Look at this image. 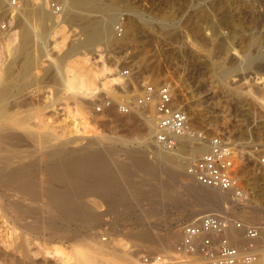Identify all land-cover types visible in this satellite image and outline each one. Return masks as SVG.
<instances>
[{"label": "rangeland", "instance_id": "obj_1", "mask_svg": "<svg viewBox=\"0 0 264 264\" xmlns=\"http://www.w3.org/2000/svg\"><path fill=\"white\" fill-rule=\"evenodd\" d=\"M22 1L23 3L28 2V0ZM98 1L108 2V0ZM53 2L64 5L63 0H53ZM1 5L0 86L4 84L9 86V95H15H13L15 98L12 96L11 98H19L18 101L21 104L25 103V105H28L26 107L22 105L25 114L30 113V111L39 115L45 113L43 118L46 119L47 116V118H50V122L45 120L49 124V126H47L48 124L46 126L48 128L50 126H52L51 128L55 127L54 131L56 130L55 132L59 133L56 137L57 140L53 139V142L50 141L49 137L44 138L43 135H47L42 133V131L35 138L34 142L33 140L31 142L29 138L7 140L8 144L4 143L3 145H8V148L5 146L2 148V158L5 156L7 159L6 155H10L9 157L11 158L9 159L12 162L8 159L11 163L6 162V159L4 162V158L1 159L0 164L2 165L0 167H4L2 170H6L10 166L8 171L4 172L13 173L16 169L29 164L28 162L31 164L37 158L41 159L43 156L42 151L44 155L46 154L42 157V160L44 159V162H47L49 158H55L52 155V151L55 148L54 144L56 143L62 147L63 141L64 146L62 148L68 147V150L62 152L61 157L65 156L67 158L74 155V153H78V151H72V149H79L88 142V138H94V135L103 136L107 140L118 139L127 142L129 146L138 147V140H144L145 132L140 126L138 128L137 123L139 122L135 124L132 120H129L130 117H135L133 116L134 114L122 115L116 109L110 111V113L108 111L97 112L96 106L101 97H97L96 102L93 103H89L87 100L80 101L81 99H79L78 102H81L80 104L73 100H68L67 102L60 100L62 94L58 91L59 80L53 79L52 75H45L46 68H48L50 62L47 56H43L44 53L41 50H36L37 53H34V56L37 58L35 57L34 62L30 65L31 68L29 67L28 78L24 79L21 77V64L29 60V56H23L18 51L22 28L20 27L21 25H17L19 22L16 11L9 9V5L5 1ZM118 10L119 19L116 23L118 24L123 21L126 29L130 18L136 16L140 22V33L137 36H133L127 30L128 34H126L125 38L124 34L121 37V39L123 38L122 40L111 39L109 43L102 41L99 43V46L107 64L121 71L128 70L130 72V81L126 77L127 81L130 82H128V86L126 85L128 93L131 95L135 94L142 83L147 81L156 84L172 80L178 82V84H175V82L171 84L175 89L179 102L183 103L188 110H193L194 114L197 115L196 122L194 123L197 125L194 127L211 132L224 133L232 145L236 147L238 154L243 158L244 167L239 175L243 180L244 191L247 192V196H253L256 190L261 189L260 186L264 188V174L260 176L262 174L256 172V155L252 152L254 145L264 143V106L261 107L260 105L261 100L264 101V82H262L261 78L258 79V77H264V61L257 63L253 68L244 70L238 67L242 59L237 54L233 55L235 50L232 51V48L238 49V51L241 50L240 53L242 54L244 53L243 48L245 50V47L248 45L245 50L246 52L250 49L251 52L249 53L254 55L259 51L264 52V0H119ZM91 13L92 16H103L101 15L102 13ZM151 17L155 18L156 24L153 30L144 23V21ZM163 18L172 25L168 31L164 27V24L160 23V20H163ZM31 21L34 24L37 23V25L39 23L36 17L31 18ZM78 23L74 24V22L70 21L69 24L79 30L81 26ZM198 25L202 27L200 33L194 29ZM38 26H42V24ZM174 27H177L176 30H174ZM113 32V35L118 38L115 28ZM78 38L79 35L75 36L74 41L77 42ZM248 41L249 43H247ZM230 48L231 50H229ZM84 50L89 52L90 56L95 55V47L85 48ZM15 60L18 62L12 67V63ZM214 64L216 67H218V64L220 66H228V68L231 67V73L223 77L220 76L221 78L216 76ZM34 74L36 77H33L35 76ZM43 74L44 76H42ZM32 78L36 81L34 82ZM249 90L257 97L256 101H253L246 94ZM119 93L123 94L124 91L120 90ZM50 100L51 102H55L56 106L54 107L57 110L53 109V107H45ZM192 116L194 115L191 114L190 117ZM84 121L85 123L88 122V126L85 124L87 126L85 129ZM75 123H80L78 124L80 134L83 131H89L93 137L76 136V133L72 132L75 131ZM45 129L46 127L43 129L44 132ZM25 139H27L26 142ZM67 140L72 144L70 145ZM14 141L15 144L19 142L16 145H11ZM65 142L70 146L66 145ZM50 144L51 146L53 144V146L49 147ZM187 144L189 145L188 142H185V145ZM152 145L150 144L151 148L148 147L147 149V157L154 160L158 154L155 146ZM118 148L121 149V152L119 149V154L117 153L116 155L119 163H128L129 158L126 156V150L122 149V146H118ZM185 149H189V147H181L180 151L176 154L179 157L178 163L184 166V173L186 175V164L188 162L186 158H188V155L185 154ZM201 153L203 152L198 151L195 156L197 157ZM162 170V174L158 175H147L143 172L134 173L131 180L134 178L133 181L136 184L132 182L136 187L139 184L145 192V196L138 199L140 201H137L134 207H128L115 213L109 211L106 204L100 202V206L98 205V212H100L99 214L98 212L95 214L96 216H100L97 217L99 219L95 218L97 221L94 219L96 217L94 215L91 220L89 219L84 223L71 222L65 231L62 230L63 220L56 210H52L50 204L31 200L28 195H26L25 200L19 196L8 197V189L15 188V183L14 185H7L5 188L2 187L4 190L7 189L5 190L7 192L0 188V196L3 197V199L0 197L3 200H0V264H73L74 250L81 246V248H84V244H87L84 239L86 235L92 237L93 241L103 242L104 245H107L106 241L115 238L120 240V243L131 246L135 242V234L141 230L146 229L149 232L152 230L153 233L157 234L171 232L172 234L179 235L180 227L183 224L193 221L205 213L212 212H204L196 217L183 215L184 213L181 212L185 211V209L194 208V203L198 199V196L189 191L192 182L185 175H180V179L175 180L168 169L162 167ZM138 174L140 175L138 176ZM148 176H151V178ZM143 184L146 185H144L145 188H143ZM173 196L178 199L174 201ZM227 206L230 209L228 211L229 215L240 220L239 216L241 213H235L237 210L230 208L232 207V203L227 204ZM256 218H259V221ZM256 218L252 220L253 224L257 225L260 222L264 224V220L261 221L259 216ZM94 221L96 223H92ZM37 225L40 228L36 227L37 229H35ZM53 229L56 230L57 234ZM88 229L90 231L86 233L85 230ZM179 238L180 235L174 239L173 247L169 250L170 253L174 250ZM135 249L138 250L136 257L139 260L141 255L146 252L163 253L151 251L150 249Z\"/></svg>", "mask_w": 264, "mask_h": 264}, {"label": "bare ground", "instance_id": "obj_2", "mask_svg": "<svg viewBox=\"0 0 264 264\" xmlns=\"http://www.w3.org/2000/svg\"><path fill=\"white\" fill-rule=\"evenodd\" d=\"M4 1L5 3L6 2L8 3L9 9H12V11L13 10L16 11L17 20L19 22L17 23V25L19 26L21 25L20 27L22 28V32L19 37L20 46H18V51L23 56H29V60L26 63L21 64L20 67L21 68L20 75L22 78L24 79L28 78L29 69L31 68L30 65L34 62L36 57L34 56V53H37L36 50L38 51L41 50L44 53L43 56H47L50 62L48 68H46L45 75L46 74L50 76L52 75L53 79L55 78L59 80L60 84L58 91L61 92L62 94L60 100H65L66 102L68 100H73L75 102H78L79 99H81L80 101L87 100V102L93 103L96 102L95 100H97L96 99L97 97L98 98L101 97L99 95L102 93L114 101L119 100L121 97L131 95L128 93V90L126 89V87L130 82L127 81L128 79L124 75V72L106 63L99 46V43H101L102 41H104L105 43H109L111 39L113 40L123 39V38L121 39V37L116 38L115 35H113L114 28L117 25L116 21L119 19L118 17L119 14L117 13L119 11L118 10L119 0H108V2H100L98 0H63L64 5H62V11L60 13L54 12V9L52 7L53 0H28L27 3L25 2L23 3V1L21 2L20 0L18 6L12 5V0H3L2 2L0 0V8L2 6L1 3H3ZM91 12L102 13L101 15L103 16L101 17L92 16ZM34 17H36V19L39 21L38 25L42 24V26H38L37 23L36 24L32 23L33 20L31 21V18ZM154 20L155 18L151 17L150 19L144 21V23L153 30V28H155L156 25ZM70 21L74 22V24L76 22H79L80 24L79 23L78 24L79 26H81L79 27L80 29L77 30L74 26L69 24ZM160 23L164 24V27L167 28L166 29L167 31L171 29L170 28L172 26L171 23H168L167 20H165L164 18L163 20H160ZM127 27L126 29L124 28V34H125V35L123 34L124 38L127 36L126 34H128L129 32H131L133 36H137L140 33L139 19L136 16H132V18H130V22L128 23ZM176 28L174 30H176ZM194 29H196V31L198 30L197 32L199 33L202 31V27L199 25L195 26ZM77 35H79V38L78 41L76 39L77 42H75L74 37ZM247 43H249V41ZM89 47H95L94 50L95 55L90 56L89 52L84 50L85 48H89ZM229 50H231V48ZM233 50H235L234 51L235 53H233V55L237 54L242 59L238 64V67H240L241 69L247 70L253 68V66L257 65V63H261L264 61L263 51L262 52L259 51L261 53L258 52L257 54L254 55L249 53L251 52L250 51L251 49L248 52H246L243 48L244 53L242 54L240 53L241 50L238 51V49L232 48V51ZM21 57L19 58L21 59ZM24 58L22 59L24 60ZM17 62L18 61L15 60L12 63V67L15 64H17ZM214 68L217 74L216 76L219 77L220 76L223 77L224 75L231 73L232 70L231 67L228 68V66L226 67L220 66L219 64L218 67H216L215 65ZM42 76H44V74ZM33 77H36V75ZM259 78H261V80H263L262 82H264L263 76L258 77V79ZM35 81L36 80H34V82ZM172 82L178 84V82H176L175 80L168 81L165 83L171 84ZM8 87L9 86L5 84L0 86V160L4 158L3 159L4 162L6 158L5 156L2 158V151H3L2 148L4 146L5 147L8 146V145H3L4 143L8 144V142H6L7 140L10 141L12 139L16 140L18 138L19 139L29 138L30 141L33 140L34 142L36 140L35 138L42 131V133L47 135V136L43 135L44 138L49 137L50 141H52L53 139L57 140L56 137L59 134L58 132H55L56 130L54 131L55 129L54 126H53L54 128H51L52 126H50L49 128L47 127L49 126V124L46 123L45 120H48L47 122H50L49 121L50 118H47L48 116L46 117L45 115L46 119H44L43 117L45 113L44 114L41 113L43 116L39 115L38 113H34V112L32 113L31 111L30 113L28 112L29 114L28 113L25 114V110H23L24 108L22 106L25 105V103L21 104V102L18 101L19 98L13 99L15 98L14 97L15 95L14 94L9 95L10 87L9 88ZM120 90H123L124 93L120 94L119 93ZM11 92L15 93L14 91ZM246 94L249 95L253 101H256L257 97L253 94L251 90L247 91ZM11 96L13 98H11ZM50 102L45 107L46 108L53 107V109L57 110L54 107L56 106L55 102H51V103ZM80 103L78 102V104ZM260 105L261 107L264 106L263 100H261ZM26 106L28 105H25L24 107ZM114 110L115 108L112 107L104 111L106 112L108 111V113H110V111H114ZM186 110L190 115L191 114L194 115L190 117V119L192 120L191 121L192 128H195L194 126H196L197 124L195 125L194 123L196 122L195 119H197L196 117L197 115L194 114L193 110L190 109L188 110V108H186ZM151 112L152 114H154L153 108ZM130 115H133L135 117L134 118L130 117L129 120H132L133 123L135 124L139 122L137 123L138 128L140 126L145 132L144 140L143 141L138 140V145H139L138 147L129 146L127 142H123L118 139L107 140L103 136L94 135V138H88V142L82 145L79 149L77 150H75L76 148L72 149V151H78V153L76 152L77 154L74 153V155L65 158V156L61 157V154L62 152H65V150L67 151L68 147L62 148L64 146V141L62 140L63 141L62 147H60L56 143L54 144L55 148L53 149L54 151H52L53 152L52 155L55 156V158H53L51 155L52 159L49 158L50 160L48 159L47 162H44V159L42 160V157L46 155V154L44 155L42 151L43 156L41 157V159L37 158V160L32 162L31 164L30 162H28L29 164L16 169L15 172L13 173L4 172L6 170L8 171V168L10 166L9 167L6 166L8 167L6 168V170H2L4 167H0V188L2 187L5 188L7 185L10 184L14 185L15 183L16 189L15 188L10 189L8 187L9 192L5 191L7 189L4 190L2 188L5 192H7L8 197L19 196L21 199L25 200L26 195H28L30 196L31 200H36L42 203L50 204L52 210H56L64 222L62 224L63 231L67 230V227L71 222L84 223L89 219L91 220V218L98 212V208H99L98 205L100 206V202L106 204L108 210L115 213H118L119 211L128 207H134L137 204V201H140L138 199L145 196L144 189L142 190V187H140L139 184L138 187H136L135 185L136 183L133 181L134 178H132L133 180H131V177L134 176V173L137 174V172L139 173L143 172L146 173L147 175L148 174L158 175L160 173L162 174L163 172L162 167H165V169H168V171L171 173L173 179L179 180L180 175H185L184 173L185 169L182 164L178 163L179 157L176 154L177 152L180 151L183 145H180L178 150L174 152L163 151L159 149L151 138L153 133V119L148 118L144 111L137 110ZM46 124L48 125L46 126ZM78 124L80 123H77L76 125L73 124L75 131L72 132H75L76 136L83 135V137H93L89 131H85V132L83 131L84 133L82 132L83 134L82 133L80 134V128ZM85 124L88 126V122L85 123L84 121V129L87 128ZM44 127H46L47 129V130L45 129V132L43 131ZM60 138L63 139L62 137ZM26 140L27 139H25V142ZM47 141H49V139H47ZM69 141L73 142L72 140ZM18 142H16V144ZM67 142H65V144L69 145L70 143L68 142L69 144H67ZM190 143L191 145L188 146L189 149H185L186 150L185 154L188 155V158H186L188 161L195 159L196 158L195 155L198 151L205 152L208 150V146L206 144L195 145L194 143H192V141ZM12 144H15V141L11 143V145ZM150 144L151 145L153 144L152 146H155L156 152L158 154V156H156L154 160L148 159L147 157L148 156L147 149L148 147L151 148L149 146ZM50 146L51 144L49 145V147ZM118 146L120 147L122 146V149L126 150L127 153L126 156H128L129 158L128 163H119L116 157L117 153L119 154L118 151L120 149L118 148ZM45 149L46 147L43 150L45 151ZM9 156L6 155L7 159L10 161L11 159L9 158L11 157ZM126 156L125 158H127ZM7 159L6 162L8 161ZM9 161L8 163L12 162V160L11 162ZM139 175L140 174H138V176ZM255 175H257V173H255ZM186 176L192 182V184H190L191 188L189 191L192 192L194 195L198 196V199L196 200L197 202L194 203V208L185 209V211L181 212L184 213L183 215L188 217H196L204 212H210V211L217 212L218 214L221 215H229L228 211L230 209L228 207L229 205L227 206V204L232 203V207L230 208H232V210H237L235 211V213H241L239 217L240 220H242L243 222L253 224L252 220H254L257 216L260 217L261 221L264 220V188H262L261 186H260L261 189L256 190V193H254L253 196L248 197L247 192L244 191L241 197H236L232 192H224L221 190L204 187L198 184L197 182H195V180L187 173L185 177ZM260 176H263V174ZM148 177L151 178V176ZM138 180L141 181L140 179ZM141 183L143 182L141 181ZM144 185L145 184H143V188H145ZM185 185L187 184L185 183ZM175 196L172 197L174 201L178 199ZM98 216L94 217V219L95 218L99 219L97 218ZM92 223H96V222L94 221ZM259 224H262V222H260ZM36 227L40 228L38 227V225L35 226V229H37ZM89 229L85 230L86 233L90 231ZM179 235L172 234L171 232H166V234H157L155 232L153 233L152 230L151 232H149L145 229L135 234L134 236L135 242L131 246L124 245L123 243L119 242L120 240L115 238H111L109 241H106L107 245L106 244L104 245L103 242L93 241L92 237L86 235L84 236V239L87 244H84V248H81L82 247L81 246L74 250L73 264H138L139 259H137L136 257L138 254V250L135 248H140L145 250L150 249L151 251L170 253L169 250L173 247L174 239L177 236L179 237ZM262 238L264 239V231L262 234ZM260 243L261 241L258 242V244ZM255 264H264V256H262Z\"/></svg>", "mask_w": 264, "mask_h": 264}, {"label": "built area", "instance_id": "obj_3", "mask_svg": "<svg viewBox=\"0 0 264 264\" xmlns=\"http://www.w3.org/2000/svg\"><path fill=\"white\" fill-rule=\"evenodd\" d=\"M19 1L12 0V5L18 6ZM52 7L56 13L62 11L57 2ZM124 28L123 21L116 25L118 38L123 36ZM123 72L129 79L130 72ZM112 107L122 115L144 111L153 119L151 138L163 151L174 152L180 145L189 146L191 141L195 145L206 144L207 151L187 162L186 173L204 187L232 192L236 197L243 195L239 174L244 160L236 147L224 133L192 128L190 114L170 83L143 82L135 94L119 101L102 93L97 112ZM252 152L256 155V172L264 174V143L254 145ZM263 231L264 224L245 223L217 212L205 213L180 227V239L171 253H143L139 264H255L264 256Z\"/></svg>", "mask_w": 264, "mask_h": 264}]
</instances>
